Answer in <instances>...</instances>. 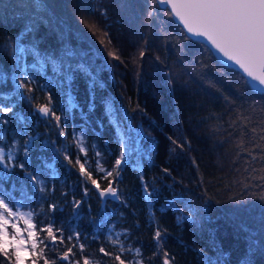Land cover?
<instances>
[{
  "label": "trees",
  "instance_id": "obj_1",
  "mask_svg": "<svg viewBox=\"0 0 264 264\" xmlns=\"http://www.w3.org/2000/svg\"><path fill=\"white\" fill-rule=\"evenodd\" d=\"M164 9L154 0H0V48L19 40L25 49L0 51V105L12 108L0 113V147L15 165H0V194L35 213L39 238L42 227L63 230V245L56 232L57 244L44 248L49 264H69L56 258L74 244L84 249H72V264H119L109 241L116 234L144 264H163L157 228L173 264H264V93ZM109 38L119 59L104 45ZM13 76L32 78L34 91L20 92L34 100L21 98ZM49 96L60 127L36 111ZM122 150L119 176L105 179L98 165L112 171ZM77 158L119 198L102 199ZM77 232L79 240H67ZM33 259L29 248L25 264ZM0 264H8L2 255Z\"/></svg>",
  "mask_w": 264,
  "mask_h": 264
},
{
  "label": "snow or ice",
  "instance_id": "obj_2",
  "mask_svg": "<svg viewBox=\"0 0 264 264\" xmlns=\"http://www.w3.org/2000/svg\"><path fill=\"white\" fill-rule=\"evenodd\" d=\"M154 3L166 6L164 10L168 12V15L178 20L183 25L186 33L190 34L192 38H201L206 42V46H210V48L214 50L215 54L222 56L234 66H238L250 81L255 82L252 84V87H258L264 90V0H154ZM148 15L151 16L152 12L150 11ZM95 27V24L90 25V28ZM108 42L111 43L110 38ZM18 44L19 40H17L16 45L9 44L5 48H0V51L6 52L8 48H11L13 53L17 50L20 53H24V47L22 45L17 47ZM110 54L115 59H119L115 51ZM140 55L143 56L144 53L141 52ZM6 79V75L0 70V81ZM13 79L16 83L17 92L21 98H26L29 101L35 99L31 95L24 96V93L20 92V89H26L29 93L34 91L32 88L28 87V84L32 83L31 77L17 80L14 76ZM51 103L52 98L49 96L46 103L37 105L36 111L45 118H54L57 127H60L61 117L56 115V112L51 107ZM11 111V107L0 105V113L7 114ZM3 122L6 123L7 121ZM66 134L63 128H61L60 135ZM261 139L264 140V136H261ZM83 141V134H80L79 138L75 140V143L79 151L86 156L87 149ZM257 147L261 146L257 145ZM24 154L25 156L28 154L27 145L24 148ZM97 155H99V153H97ZM124 158L125 153L122 150L119 159L115 161L112 171H107L99 165L97 171L104 172L105 179L111 177L113 172L119 176V168ZM65 159H67L69 163H72L71 157L66 155ZM13 160V152L11 150L6 151L5 147H0V165H3L5 168L15 166L12 164ZM85 163H87V161H85ZM76 164L79 165V171L85 178V181L90 180L91 184L94 185L97 190H100L99 183L92 178V173L86 170L85 164L80 163L79 158H77ZM19 167L24 168V164H19ZM165 171L167 170L165 169ZM29 175L33 181L39 183L36 176ZM261 179H264V176H262ZM43 190L44 189L41 188V191ZM145 193L147 197H151L152 195V193L148 191L146 184ZM86 194L87 188L85 189V195ZM99 195L101 197L111 196L116 199L119 198L117 188L112 185V182H109L106 189L100 190ZM79 203L80 202H75L74 206L78 208ZM22 207V204L13 201L6 193L0 194V255L6 259L8 264H25V257L29 254V247L27 245L30 243L31 255L36 257V259L31 261V264H37L40 259H43V264H49V260L44 254V248L49 247V244H57L56 232L59 233V244L63 245L65 239L63 230L57 229L56 232H54L51 225L42 227L39 231L46 232L47 236L39 238L36 225L32 222L35 213L32 210L27 212L20 211ZM55 208L56 205H51L52 210H55ZM13 209H15V211ZM188 218L190 219V217ZM10 220L13 221L11 227L14 230L11 239L8 238V225ZM19 221H23L24 223L23 230L18 226ZM25 232L27 233V241L24 237ZM79 235L78 232L69 235L67 240L72 241L74 238L79 240ZM161 236L162 231L160 228H157L154 233V239L157 241V252L154 253V255H163V264H173L172 260L169 258V254L166 251H162L163 244ZM45 240H48L49 243H45ZM109 241L117 248L118 254L114 256V259L119 261V264H125V260L121 259L122 255L133 252L135 254L128 260L127 264H144L141 250L138 248L133 249L131 247H126L120 239V234H116L115 238L109 236ZM38 245H43L44 247L38 248ZM75 247H78L81 253L83 252V244H74L72 247L67 248V251L56 259L61 262L67 261L69 264H72L69 254L72 253V249ZM10 248L12 249L11 253L9 251ZM100 252L104 253L105 256L109 255L103 247L100 249ZM52 264H56V261L53 260ZM75 264H80V262L76 261ZM83 264H90V261L84 259ZM91 264H95V262H91Z\"/></svg>",
  "mask_w": 264,
  "mask_h": 264
},
{
  "label": "water",
  "instance_id": "obj_3",
  "mask_svg": "<svg viewBox=\"0 0 264 264\" xmlns=\"http://www.w3.org/2000/svg\"><path fill=\"white\" fill-rule=\"evenodd\" d=\"M159 5H160L161 7H166V6L161 5V4H159ZM172 19H173V21H174L175 23H177L178 25L181 26V28L183 29V31L185 32V34H186L188 37H190V38L193 39V40L199 41V42L203 43V44L206 46V42H204L201 38H192V37L190 36V34H187V33H186V30H184L183 25H182L178 20L174 19L173 17H172ZM207 47H208V49L211 51V53L214 55V57H215L220 63H222V64L225 65V66L231 67V68H233V69L239 71V72H240V73L246 78V80H247V82H248V84L250 85L251 88H253L255 91L263 92V93H264V90H261V89L258 88V87H257V88L252 87V84L255 83V82L250 81V79L246 77V75L242 72V70H240V69L238 68V66H234L231 62L226 61V59H224L222 56L215 54L214 50H212V49L210 48V46H207ZM99 191H100V190H99ZM101 198L103 199L104 197H101Z\"/></svg>",
  "mask_w": 264,
  "mask_h": 264
},
{
  "label": "rangeland",
  "instance_id": "obj_4",
  "mask_svg": "<svg viewBox=\"0 0 264 264\" xmlns=\"http://www.w3.org/2000/svg\"><path fill=\"white\" fill-rule=\"evenodd\" d=\"M52 2V1H51ZM53 4V6H54V9L57 11V12H61L58 8H57V6H56V4L55 3H52ZM79 14L78 15H84V16H82L83 18H88V19H90L91 21H93V22H95L94 20H92L91 18H90V16L89 15H87V14H85V13H82L81 11H79L78 12ZM62 15V14H61ZM62 17H64V18H66V16H64V15H62ZM106 44H104L107 48H109L108 50H110V51H114L113 50V48H111V46H109V45H107L108 43V40H105L104 41ZM13 44H14V42H13ZM17 53H18V50L16 51ZM17 61V60H16ZM17 63V62H16ZM17 71V69H16V66H14V68H13V71ZM14 77V76H13ZM16 77V76H15ZM119 130H120V132H121V134L123 135V136H125L126 134H127V132H126V130H125V127L123 126V125H120L119 126V128H118ZM128 137V136H127ZM20 211H23V212H27L28 210L27 209H23V210H20ZM13 221H11L10 220V222H9V225H11V223H12ZM20 222L21 221H19L18 222V226L20 227ZM10 228H8V233H9V239H11V237H12V235H13V229H12V227L11 226H9ZM23 228H24V226H21V229L23 230ZM24 237H25V240L27 241V233L25 232L24 233ZM29 248H30V243H28V245H27Z\"/></svg>",
  "mask_w": 264,
  "mask_h": 264
}]
</instances>
